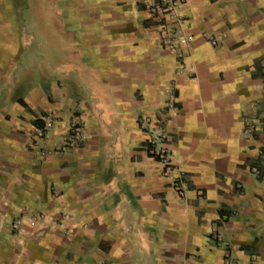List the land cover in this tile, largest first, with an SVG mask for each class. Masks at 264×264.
<instances>
[{
    "label": "crops",
    "instance_id": "0c3cea01",
    "mask_svg": "<svg viewBox=\"0 0 264 264\" xmlns=\"http://www.w3.org/2000/svg\"><path fill=\"white\" fill-rule=\"evenodd\" d=\"M40 1L42 20L52 16L40 30L53 32L39 41L40 71L29 73L34 52L18 40L23 72L5 89L0 76V264H264V180L253 173L264 128L244 135L264 109V0H185L184 59L162 44L170 18L150 14L153 0ZM49 113L58 120L34 144ZM73 114L84 138L60 151ZM158 126L184 199L151 151Z\"/></svg>",
    "mask_w": 264,
    "mask_h": 264
},
{
    "label": "built area",
    "instance_id": "2783aa9c",
    "mask_svg": "<svg viewBox=\"0 0 264 264\" xmlns=\"http://www.w3.org/2000/svg\"><path fill=\"white\" fill-rule=\"evenodd\" d=\"M185 0H153L149 5L150 14L158 19L169 17L170 21L162 23L159 31L161 42L164 47L179 59L186 57V52L180 49V44L188 46L193 39V35L187 34L181 26V18L178 13L179 6ZM179 24V25H178ZM213 45L217 44V39L213 36L208 37ZM264 68V66H263ZM166 94V107L169 110H176L178 107V95L176 84L171 82L164 89ZM58 117L54 113L44 115L34 125L33 128V142L34 144L44 143L47 134L54 128ZM261 124L264 128V109H262L257 118H245L244 121V135L247 138H253L257 131L256 125ZM83 121L79 114H73L70 118L68 125V132L61 138L60 144L57 148L60 151H71L76 148L84 138ZM166 141V134L161 127L158 126L156 132L151 138V151L156 159L161 162L164 168V174L170 179V184L177 193V195L184 199L186 197V189L184 186L183 175L179 170L174 167L172 153L164 146ZM263 153V150L260 151ZM253 173L264 180V167H254ZM54 194L59 195V190L54 187ZM14 230L20 231L19 222L14 223ZM212 235L218 237L216 229H213ZM226 264H231L230 256L228 255L225 260ZM98 264H110L107 261L99 262ZM252 264V263H249Z\"/></svg>",
    "mask_w": 264,
    "mask_h": 264
},
{
    "label": "rangeland",
    "instance_id": "374dc122",
    "mask_svg": "<svg viewBox=\"0 0 264 264\" xmlns=\"http://www.w3.org/2000/svg\"><path fill=\"white\" fill-rule=\"evenodd\" d=\"M42 2L38 0H0V57L4 56V52L1 50L8 49L6 48L7 44H12L13 49L11 52H8L6 56H11V61L6 63L5 60L0 58V76L5 73L7 76V82L4 85V89L9 86V80L13 79L17 74V69L20 68L21 73L23 72V67L21 68V49H18L16 55L15 46L19 43H26L30 45V49L34 52L31 59L36 61L30 65V74H38L40 71V61L43 60V53H39L40 42L45 39L47 41H52L53 32L52 29H48L47 37H44L40 26L44 23L52 27V16L48 15L47 20L44 22L42 20ZM21 46V44H20ZM5 61V62H4ZM7 65V67H6ZM35 66V70H34ZM38 66V68H37ZM6 68V69H5ZM38 70V71H37ZM8 71V72H7ZM4 79L0 78V82L4 83ZM21 91V86H16L13 88V92ZM8 91H6L7 93ZM1 97V96H0ZM2 98V97H1Z\"/></svg>",
    "mask_w": 264,
    "mask_h": 264
},
{
    "label": "trees",
    "instance_id": "16d2710c",
    "mask_svg": "<svg viewBox=\"0 0 264 264\" xmlns=\"http://www.w3.org/2000/svg\"><path fill=\"white\" fill-rule=\"evenodd\" d=\"M39 121V119H37L35 122L37 123ZM224 215H226V212L225 211H222L221 212V218L224 217Z\"/></svg>",
    "mask_w": 264,
    "mask_h": 264
}]
</instances>
